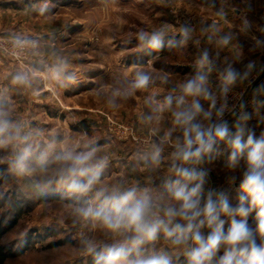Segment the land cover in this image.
<instances>
[{
  "label": "rangeland",
  "instance_id": "1",
  "mask_svg": "<svg viewBox=\"0 0 264 264\" xmlns=\"http://www.w3.org/2000/svg\"><path fill=\"white\" fill-rule=\"evenodd\" d=\"M44 4L47 9L41 15L39 7ZM227 4L244 15L228 14ZM247 6L241 0H0V107L9 109L26 132L42 130L43 136L35 140L39 146L51 139L78 145V150L89 143L98 146V155L108 159L102 174L105 184L124 178L141 186L138 164L149 156L143 141L155 139L151 129L158 132L165 120L153 124L142 120L150 111L146 98L157 96V86L182 83L179 66L205 51L220 74L229 64L241 76L248 72L246 79H238L230 88L246 90L235 116L248 114L247 127L257 137L264 131V79L257 83L264 69V0H252L251 9ZM183 27L193 31L180 44ZM160 29L165 32L166 49L143 47L137 39L141 31ZM225 36L228 44L221 46L218 41ZM233 39L240 49L237 43L233 47ZM17 40L26 43L17 46ZM58 58L66 62V74L74 77L71 82L63 80V86L51 79ZM250 63L254 67L249 71ZM136 68L150 75L149 86L126 100L113 98V90L129 83L130 69ZM21 74L29 76L27 84L14 82ZM9 151L0 149V158ZM224 160L225 151L224 157L210 162L208 186L224 191L236 206L245 195L239 188L242 173L226 171ZM233 175L237 179L229 184ZM64 189L55 183L45 187L35 177L14 175L7 163H0L4 231L0 240L13 253L24 247L22 254L6 264H87L91 254L86 241H93L96 251L113 242L99 228L76 221V205L61 199L67 197ZM18 202L24 208L19 216L14 210ZM248 223L255 226V211ZM228 227L226 223L225 231Z\"/></svg>",
  "mask_w": 264,
  "mask_h": 264
},
{
  "label": "clouds",
  "instance_id": "2",
  "mask_svg": "<svg viewBox=\"0 0 264 264\" xmlns=\"http://www.w3.org/2000/svg\"><path fill=\"white\" fill-rule=\"evenodd\" d=\"M47 4L39 7L41 15ZM180 29V44L192 33ZM163 29L141 31L137 39L143 47L163 48ZM222 37L218 43L228 44ZM26 43L17 40V46ZM171 43V42H170ZM213 61L205 51L196 62L197 73L174 88L163 100L146 98L149 113L142 116L147 124L159 123L170 113L171 127L162 135L151 129L155 139L143 141L148 148L145 170H160L165 147L167 176L160 190L130 183L124 178L111 185L102 181L108 159L92 143L80 150L67 141L49 140L43 146L35 140L42 130L25 131V126L12 119L11 111L0 107V149L9 154L0 158L8 171L17 176L35 177L45 187L53 183L64 187L70 196L89 197L87 203L73 208L76 221L110 236L112 243L97 245L88 240L86 250L94 255V264H264V131L257 137L242 115L232 132L223 119L228 110L227 95L237 80L247 78L230 64L220 74V85L213 91L207 72ZM249 71L254 67L248 66ZM66 62L58 58L51 79L73 81L66 74ZM207 70V72L205 71ZM132 80L113 90V98L128 99L146 89L151 81L148 73L136 68ZM14 82L27 84V74L17 75ZM164 82L167 80L165 78ZM201 101L207 102L205 108ZM228 151L227 167L241 171L239 188L245 195L233 206L224 191L209 187V172L203 165L221 155V145ZM237 177L230 176L229 184ZM91 194V195H90ZM255 211V226L248 223ZM239 217L240 219H237ZM229 227L225 231V224ZM162 237V239H161ZM223 255H218L220 252ZM185 257L181 262L179 256ZM176 257V259H174Z\"/></svg>",
  "mask_w": 264,
  "mask_h": 264
},
{
  "label": "crops",
  "instance_id": "3",
  "mask_svg": "<svg viewBox=\"0 0 264 264\" xmlns=\"http://www.w3.org/2000/svg\"><path fill=\"white\" fill-rule=\"evenodd\" d=\"M241 1L243 3H246V5H248L247 6V8L249 7L248 9H251L252 6H250V2L252 0H248V2H245L244 0H241ZM253 1H255V2L258 1L259 2L260 0H253ZM227 5H228L227 11H229L228 14H230V11H234L237 15H241V14L244 15L242 13L244 11H242L240 9H237V8H232V6L229 5V4H227ZM231 42H232L233 47H234V45L236 43H237L236 45H237V47L239 49L242 47L239 44V42H237L235 39H233V41H231ZM198 59H194L191 62L185 64L184 66H179V68H182V70H181L182 72H180V73L183 75L182 77H184L183 79L181 78L182 80H186L187 78H189V77H191V76H193V75H195L197 73V71L199 70L197 68V66H196V62H197ZM205 71L207 72V70H205ZM207 74L209 76L210 85H211L213 91H217V89L219 88L218 85H220V75H219L220 72H219V68L216 67L215 64H212L211 71L210 72H207ZM178 85L173 84V86H171L170 88H168V86H157L156 88H157L158 94H157L156 98L158 100H161L162 101L163 98L166 95H168L170 92H172L174 88H178ZM165 87H167V89ZM201 103L204 105L205 108L208 107L207 102L201 101ZM239 117H241V116H235L233 118V120L227 122L230 130H232V128H234V125L233 124L237 120H239ZM164 119L165 120H163V123L159 126V130H158V134L159 135H162L164 133V131H166L168 128L171 127L170 115H165L164 116ZM228 151H229L228 149L225 150V160H224V162L226 163V171L229 170L228 167H227ZM170 152H171V149L170 148H168V147H165L164 148V151L162 152V157L165 158V161H164V163H162L160 165V170L158 172H156V173L151 174V176L145 170V165H146V163L149 162L148 159L147 160L142 159V160L139 161L138 166H140V168H141L140 169V172L142 173V175H141V181H140L142 187L143 186H149V187H152V188L157 189V190H160V189L163 188V185H164V182H165V179H166V176H167V164H168L167 157L169 156ZM134 162L135 161L132 160L130 162V164L131 163H134ZM130 164L128 163V165H130ZM209 164H210V162L209 163H206L205 165H203V167L205 169H209V167L211 166ZM131 166H133V164H131ZM132 169H133V167H132ZM211 175H213L212 172H211Z\"/></svg>",
  "mask_w": 264,
  "mask_h": 264
},
{
  "label": "trees",
  "instance_id": "4",
  "mask_svg": "<svg viewBox=\"0 0 264 264\" xmlns=\"http://www.w3.org/2000/svg\"><path fill=\"white\" fill-rule=\"evenodd\" d=\"M179 39H178V42H180ZM163 44H164L163 48L166 49V47H165L166 43H163ZM63 191H64V195H66L67 197H64V198H61V199H64L67 203L72 204V205H76V206L84 205V204L87 203V201L89 199L88 197L76 198V197L70 196L67 193L66 189H64ZM20 203L21 202H18V203H16V205H14V207H15L14 210H15L16 214H18V216L21 215L23 210H24L23 206H21ZM15 223L16 222H13L11 224V226H13V224H15ZM1 226H2V224L0 222V238H1V235L3 234V232H4V231L1 230ZM23 252H24V247L21 250H19L17 253L16 252L13 253L12 250H10L0 240V264H6V262H7V260L9 258H11L12 256H18V255L22 254ZM94 255H95L94 253L90 255L87 264H94Z\"/></svg>",
  "mask_w": 264,
  "mask_h": 264
},
{
  "label": "built area",
  "instance_id": "5",
  "mask_svg": "<svg viewBox=\"0 0 264 264\" xmlns=\"http://www.w3.org/2000/svg\"><path fill=\"white\" fill-rule=\"evenodd\" d=\"M246 94V90L242 91H234L230 90L227 95L228 100V110L225 112L223 119L228 122L231 118H233L241 109L242 102L244 101V97ZM224 145H221V155L217 156V159H221L224 157Z\"/></svg>",
  "mask_w": 264,
  "mask_h": 264
},
{
  "label": "water",
  "instance_id": "6",
  "mask_svg": "<svg viewBox=\"0 0 264 264\" xmlns=\"http://www.w3.org/2000/svg\"><path fill=\"white\" fill-rule=\"evenodd\" d=\"M264 79V69L262 70V72L260 73L258 79H257V83L262 81Z\"/></svg>",
  "mask_w": 264,
  "mask_h": 264
}]
</instances>
